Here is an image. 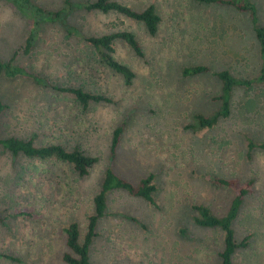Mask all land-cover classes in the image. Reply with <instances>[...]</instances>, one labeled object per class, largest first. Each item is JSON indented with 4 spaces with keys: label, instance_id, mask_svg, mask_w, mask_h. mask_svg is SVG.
Listing matches in <instances>:
<instances>
[{
    "label": "rangeland",
    "instance_id": "374dc122",
    "mask_svg": "<svg viewBox=\"0 0 264 264\" xmlns=\"http://www.w3.org/2000/svg\"><path fill=\"white\" fill-rule=\"evenodd\" d=\"M52 11L68 8L66 32L59 20L42 25L28 55L22 52L30 14L11 0H0V60H10L47 77L53 84L82 87L110 96V103L82 106L69 94L8 78L0 71V137L31 139L36 145L78 147L98 158L84 176L66 162L13 155L0 145V264H67L66 226L86 231L108 164L113 129L124 128L112 161L117 175L136 183L152 172L155 204L125 190L107 194L105 215L91 249L92 264H221L223 232L197 224L195 205L223 215L234 191L211 176L252 181L232 226L234 264H264V83L233 88L230 114L195 130L196 113L210 114L221 83L212 73L228 69L252 78L261 67L260 47L249 14L232 6L198 0H117L137 10L153 5L160 20L155 34L143 23L110 11L86 10L93 0H34ZM264 27V0H251ZM133 32L142 46L136 55L122 40L114 56L134 72L130 84L99 61L91 35ZM201 64L209 72L185 76Z\"/></svg>",
    "mask_w": 264,
    "mask_h": 264
},
{
    "label": "trees",
    "instance_id": "16d2710c",
    "mask_svg": "<svg viewBox=\"0 0 264 264\" xmlns=\"http://www.w3.org/2000/svg\"><path fill=\"white\" fill-rule=\"evenodd\" d=\"M20 9L26 10L30 14V23L27 35L22 45V52L28 55L32 52L42 29V25L47 21L59 20L64 26L66 32L80 35L79 30L69 24L66 18L68 8L63 7L60 10L52 11L38 4L34 0H11ZM204 3H219L229 5L239 11H246L254 29L255 36L260 47L261 67L252 78H240L234 76L228 69H220L212 73L221 83L220 93L215 96L219 100V107L210 114L196 113L195 125H189L192 129L201 130L217 123L219 118L227 117L230 114V98L234 87H250L254 83H264V27L259 23L255 5L251 0H198ZM70 7L73 3L65 0ZM77 5L86 10H98L104 13L114 11L125 17L131 18L143 23L149 34H155L158 30L160 17L153 5H148L142 10H137L117 0H93L78 2ZM116 39L126 43L133 52L143 55L142 46L135 34L129 30H120L113 33L101 35H91L86 40L92 45L94 54L100 62L117 72L124 79L125 84H130L134 77V72L126 63L120 62L114 56V42ZM0 71L8 78L29 77L32 81L41 86H48L57 91L71 95L82 108H87L91 103L106 102L110 103L113 99L103 93L92 92L82 87L62 86L53 84L47 77L29 71L23 65H19L10 60H0ZM210 68L206 65L195 64L183 67L182 74L185 76L197 75L209 72ZM8 108V104L0 99V120L2 112ZM124 122L117 125L112 132L110 139L109 160L104 169L100 187L93 197V213L88 217L86 231L81 234L79 225L76 221L70 222L66 228V247L67 250L62 255V260L67 264H92L91 249L95 237L98 235L97 226L99 220L105 215L107 208V194L114 189L125 190L132 196H137L155 204L153 192L156 190L154 183L155 175L150 172L141 177L136 183H133L119 175L112 168V161L116 156V150L124 128ZM0 145L11 152L13 155L21 154L29 158H38L42 160L55 159L66 162L80 176L88 174L89 169L97 162L98 158L88 155L78 147L66 149L61 144L51 143L47 145H36L31 139H22L13 136L0 137ZM249 149L254 147L264 149V143H255L252 140L248 142ZM210 180L218 185L228 187L234 191V195L229 203L227 211L223 215L215 214L207 205L198 204L194 206L196 215L194 221L205 227H218L223 232L222 247L218 251L221 264H234L232 256L239 247L247 245L248 237H244L240 242L235 239L232 223L236 218L244 196L251 191L252 181L241 182L236 178H224L211 176ZM3 216L0 212V221ZM4 257L13 259L10 255L0 254Z\"/></svg>",
    "mask_w": 264,
    "mask_h": 264
}]
</instances>
